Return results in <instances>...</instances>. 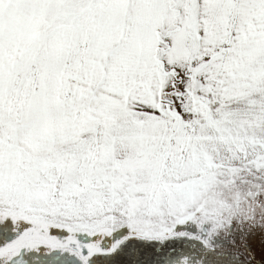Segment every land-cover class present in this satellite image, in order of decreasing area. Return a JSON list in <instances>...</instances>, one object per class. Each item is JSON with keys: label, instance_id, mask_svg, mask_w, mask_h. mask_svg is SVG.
<instances>
[{"label": "snow or ice", "instance_id": "obj_1", "mask_svg": "<svg viewBox=\"0 0 264 264\" xmlns=\"http://www.w3.org/2000/svg\"><path fill=\"white\" fill-rule=\"evenodd\" d=\"M0 264H264V0H0Z\"/></svg>", "mask_w": 264, "mask_h": 264}]
</instances>
